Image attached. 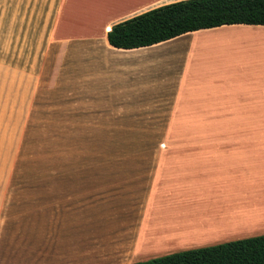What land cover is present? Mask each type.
Instances as JSON below:
<instances>
[{
  "label": "crops",
  "instance_id": "crops-1",
  "mask_svg": "<svg viewBox=\"0 0 264 264\" xmlns=\"http://www.w3.org/2000/svg\"><path fill=\"white\" fill-rule=\"evenodd\" d=\"M175 1L180 0L51 2L46 51L54 55L55 73L61 67L63 76L75 77L63 97L68 110L81 112L83 119L98 112L149 118L132 113L153 111H161L154 116L161 119L264 118V26L222 25L133 49L109 44L107 33L114 24ZM30 12L25 49L15 52L19 92L12 106L24 125L32 117L28 104L31 109L37 99V17ZM1 87L0 19V101ZM242 153L223 156L222 162L238 161ZM185 162L131 160L116 173L81 177L73 188L1 193L0 264L149 259V248L160 236L157 225L166 224L159 205L169 203L163 212L172 218L192 209L189 174L179 169Z\"/></svg>",
  "mask_w": 264,
  "mask_h": 264
},
{
  "label": "rangeland",
  "instance_id": "rangeland-1",
  "mask_svg": "<svg viewBox=\"0 0 264 264\" xmlns=\"http://www.w3.org/2000/svg\"><path fill=\"white\" fill-rule=\"evenodd\" d=\"M53 1L0 3L1 86L5 85L0 101V197L1 193L73 188L81 177L116 173L131 160L173 158L187 161L179 169L189 174L192 209L172 218L163 212L170 204L159 205L166 224L157 225L160 236L149 248L153 253L149 259L264 234V118L154 117L161 111L132 113L151 114L140 119L106 112L79 118L81 112L68 110L63 103L71 91L68 83L75 77L63 76L61 67L55 73L54 55L46 51ZM31 8L36 12L39 47L37 99L31 109L28 104L27 114L32 117L24 125L12 110L19 92L15 52L25 49ZM243 151L244 158L222 162L223 156ZM68 252L72 255V249Z\"/></svg>",
  "mask_w": 264,
  "mask_h": 264
},
{
  "label": "trees",
  "instance_id": "trees-1",
  "mask_svg": "<svg viewBox=\"0 0 264 264\" xmlns=\"http://www.w3.org/2000/svg\"><path fill=\"white\" fill-rule=\"evenodd\" d=\"M264 26V0H180L114 24L111 46L133 49L222 25ZM131 264H264V234L183 250Z\"/></svg>",
  "mask_w": 264,
  "mask_h": 264
}]
</instances>
